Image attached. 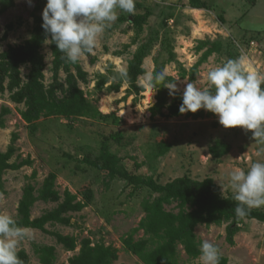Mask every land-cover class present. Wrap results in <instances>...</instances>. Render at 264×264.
I'll use <instances>...</instances> for the list:
<instances>
[{
  "label": "rangeland",
  "instance_id": "rangeland-1",
  "mask_svg": "<svg viewBox=\"0 0 264 264\" xmlns=\"http://www.w3.org/2000/svg\"><path fill=\"white\" fill-rule=\"evenodd\" d=\"M153 1L149 0L144 4L141 0H135L133 13L117 9V20L99 36L97 46L92 52L96 62L92 65L85 55L78 61L88 74V82H79L80 88L103 118L51 117L27 124L20 115L26 109L25 106L12 102L8 91L0 94V111L3 107L11 110L5 118L6 127L0 128V151L6 152L12 145L14 136H17L14 145L17 152L11 162L20 163L28 158L33 162L31 166L8 171L4 175L0 212L16 219L24 188L31 184L38 191L50 173L57 176L56 189L61 196L68 190L77 197V202L85 203V193L91 191L88 206L68 215L72 219L71 227L60 224L46 226L50 233L75 237L78 240L76 251H66L50 234L27 229V236L19 241L17 252L25 251L30 258V264H41L35 254L38 246L55 248L54 264H69L68 260L79 253L80 243L84 239H89L93 245L104 244L116 248L118 260L114 264H142L136 256L124 249L123 239L138 228L144 219L142 202L157 198V194L146 188L129 198L124 191L125 181L115 179L109 183L104 173L81 164L85 158L95 159L106 139L110 151L132 173L153 177L160 184L184 176L195 180L212 178L225 197L233 196L229 182L233 170L239 168L247 171L253 163L264 162V143L252 139L251 131L224 128L218 117L211 112L199 110L203 114L199 119L183 115L173 119L157 116L152 120L146 116L149 108L155 104L157 94L153 87L147 86V75H153L157 67L167 69V76L177 80L176 93L183 96L186 83L192 81L179 79L181 67L188 74L191 73L192 67L201 60L206 51L199 50L201 41L223 43L221 52L213 54L199 67L195 81L200 79L202 86L207 82L206 73L209 70L228 59H237L240 56L246 59V70L264 75V67L257 63L260 59L258 55H263L264 52V0H205L211 5V12H203L199 16L186 12L183 14V11H178V7L163 13L155 8L156 14L151 12L152 16L143 33L137 36L132 30L130 17L136 15L135 13L144 14L149 9L151 11L150 7L155 4ZM182 1L172 0L176 6H180ZM33 2L35 0H32L30 6L28 0H0V10L9 6L8 12L0 15L3 28L0 35L2 52L9 47L23 45L33 35ZM12 4L14 6L10 7ZM122 18L125 20L120 23ZM239 23L242 27L257 26L258 29L240 33L235 30ZM9 24L14 26L12 31H6ZM135 39L137 42L133 45ZM128 45L129 49L126 47ZM142 45L148 47L143 63L146 74L138 80L144 91L137 95L125 83L118 93H110L107 87L111 83H117L115 79H111L102 92L96 91L99 76L108 75L111 69L116 72L127 70L128 61ZM43 54L46 64L44 83L49 87L53 82L50 41L45 43ZM110 54L121 56V60L110 62L107 60V55ZM28 71L29 66L21 67L25 82ZM59 76L61 82L65 83L67 75L64 71ZM104 102L108 105L105 110ZM114 135H121L119 141L111 139ZM160 142L170 147L164 156L159 154ZM216 145H227L228 154L215 157L211 150ZM33 174H36V178H32ZM57 207L58 203L37 202L32 208V218L41 217ZM175 207L176 204H173L166 206V209L177 213ZM253 208L264 210V205ZM228 225H200L195 230L197 239L200 244L207 240L216 245L220 257L228 259L227 264H264V223L243 219L239 225L240 230L234 237V246L227 243ZM134 238L137 241L144 238L143 231L136 233ZM178 254L180 264H201L199 259H189L181 246H178Z\"/></svg>",
  "mask_w": 264,
  "mask_h": 264
},
{
  "label": "trees",
  "instance_id": "trees-1",
  "mask_svg": "<svg viewBox=\"0 0 264 264\" xmlns=\"http://www.w3.org/2000/svg\"><path fill=\"white\" fill-rule=\"evenodd\" d=\"M254 2V1H253ZM47 0H35L31 17L34 19L33 35L23 45L9 47L7 51L0 53V94L6 91L10 93V99L16 104H23L25 110L20 112L21 118L27 124H32L43 118L51 117H81V118H103L98 108L85 96L81 90L79 82L87 83L88 74L77 63L67 62L63 54L59 52L57 46L50 42V49L53 57L52 71L53 82L49 87L45 86L44 71L46 68L43 47L45 40H50V34H46L42 28V12ZM193 7L211 10V7L198 0H190ZM10 5V7H13ZM9 6L0 10V15L7 13ZM151 17L149 10L144 14L132 16V30L140 36ZM131 19V18H130ZM125 19L122 18L120 23ZM225 23L223 18H220ZM6 31H12L14 26L9 24ZM258 27L256 28V30ZM3 28L0 24V35ZM137 40L133 41V45ZM222 42L201 41L199 50L206 49L202 54L201 60L191 69L188 74L186 69L181 67V77L179 79L195 81L199 67L216 53L221 52ZM127 49L130 45L126 46ZM147 45L139 47L133 58L128 61L127 70L123 71L126 75L122 78L119 72L111 69L108 75L101 74L96 84V91L102 92L104 87L111 81L110 93H118L123 84L135 94L144 91L138 83L140 77L146 74L143 68L144 59L147 55ZM93 65L96 60L91 53H85ZM181 65L180 63H177ZM29 66L26 82L22 78L21 67ZM182 66V65H181ZM163 69L157 67L153 71V76ZM64 71L67 75L66 82L60 80V72ZM75 71V73L73 72ZM190 75V77H187ZM169 82L176 83L173 77L166 76L165 81L155 83L153 90L156 91L155 104L152 105L146 116L154 119L157 116L173 119L186 115L192 119H199L202 113L181 114L179 111L182 103V96L175 94L169 95V90L165 85ZM6 83L7 86H6ZM11 110L3 107L0 111V128L6 127V116ZM121 135H114L111 139L119 141ZM14 136L12 145L6 152L0 151V194L4 193L3 177L8 171H18L26 166H31L30 158L20 163H12V158L17 152L14 147L17 141ZM107 140V141H106ZM99 150L95 159L85 158L81 164L104 173L108 182L121 179L126 182L124 191L129 198H133L141 189H149L157 194V198L144 200L141 204L144 219L138 228L123 239L124 249L136 256L142 264H180L178 246H181L189 259L195 260L200 256V242L197 239L195 230L200 225L221 226L228 223L227 243L235 245L234 237L239 232L243 219L256 220L264 223V210L251 208L245 217L238 218L235 214L237 202L233 196L225 197L212 178L195 180L184 176L174 179L166 184L158 183L153 177L144 176L130 172L123 164L121 159L110 151L108 139H106ZM220 144V143H219ZM221 148V151L219 150ZM170 150L169 145L159 143L160 156L166 155ZM212 154L220 158L229 152L227 145H216L211 150ZM36 178V174L32 175ZM57 176L50 173L43 181L42 187L37 191L34 185L28 184L23 191L22 200L17 209V218L14 219L17 225L24 229L39 230L43 233L54 236L57 242L68 252L76 251L78 240L75 237L64 236L59 233H50L47 225L60 224L67 227L72 226V219L68 215L82 211L89 204L91 191H87L85 196L87 202H77V197L65 191L61 196L56 189ZM37 193V194H36ZM37 202L58 203V207L50 212H46L41 217L32 218V208ZM176 204L173 211H167L166 206ZM139 231H143L144 238L135 240L134 236ZM35 254L41 264H54L56 261V250L54 247H36ZM21 264H30V258L25 251L17 252ZM118 260V250L112 246L104 244L93 245L89 239H84L80 243V250L68 260L69 264H114ZM228 259L219 258V264H227Z\"/></svg>",
  "mask_w": 264,
  "mask_h": 264
},
{
  "label": "clouds",
  "instance_id": "clouds-1",
  "mask_svg": "<svg viewBox=\"0 0 264 264\" xmlns=\"http://www.w3.org/2000/svg\"><path fill=\"white\" fill-rule=\"evenodd\" d=\"M31 6L32 0H28ZM117 9L133 13L135 0H47L42 12V28L67 62L77 63L85 53L93 52L99 36L117 20ZM2 52V49H0ZM48 56L46 57V59ZM246 59H228L206 73L202 81L188 82L183 91L181 114L197 113L203 109L218 117L226 129L242 128L253 133L252 139L264 143V75L245 69ZM120 77L126 74L118 70ZM167 69L154 76L148 74L146 83L165 81ZM174 96L177 84L165 85ZM235 214L245 217L248 210L264 205V162L257 161L244 171L235 169L229 177ZM27 236L9 214L0 212V264H21L17 255L19 241ZM201 264H219V249L204 240L200 244Z\"/></svg>",
  "mask_w": 264,
  "mask_h": 264
},
{
  "label": "crops",
  "instance_id": "crops-1",
  "mask_svg": "<svg viewBox=\"0 0 264 264\" xmlns=\"http://www.w3.org/2000/svg\"><path fill=\"white\" fill-rule=\"evenodd\" d=\"M142 1V3H144V4H146V3H148L149 2V0H141ZM153 2H155V4H154V6L153 7H150L151 8V11L150 12H153V13H155L156 14V11H155V8H158L159 9V12L160 13H163V11H165V10H174V7H178V9H180V10H178V11H183V14H184V12H186V13H188V14H190V15H192V16H194V15H198L199 16V14H202L203 12H211L210 10H206V9H199V8H195V7H193L192 5H191V3H190V0H183L182 1V3L180 4V6H176V5H173V2H172V0H154ZM201 2H206L210 7H211V5L209 4V2H207V1H205V0H201ZM254 4H255V1H254ZM144 6V5H143ZM146 6V5H145ZM138 7H140V6H138ZM138 7H136V9L138 8ZM149 7H147V8H149ZM144 9H145V7H143ZM150 10V9H149ZM175 11H176V9H175ZM122 12V11H121ZM135 14H140V13H135ZM133 16V15H132ZM132 16L130 17V18H132ZM151 16H152V13H151ZM248 16V15H247ZM247 16H244V18L246 19L247 18ZM225 23H226V21H225ZM239 28H237V26H235L236 28H235V30H238V32H247V33H249V32H252V31H255L256 30V28H257V26L256 27H248V25H246V26H244V27H242L241 25H240V23L239 24H236ZM230 26V28H233V27H231V25H229ZM243 28H245V29H243ZM244 32V33H245ZM250 34H252V33H250ZM263 53V55H258L259 57H260V59H258L257 60V63H259L260 65H262L263 67H264V52H262ZM111 55V56H110ZM110 55H107V60H109L110 62H114V60H117V59H120L121 60V56L119 57H116V56H114L113 54H110ZM123 57V56H122ZM113 58V59H112ZM254 60V59H253ZM98 63V62H97ZM114 64V63H113ZM261 66V67H262Z\"/></svg>",
  "mask_w": 264,
  "mask_h": 264
},
{
  "label": "bare ground",
  "instance_id": "bare-ground-1",
  "mask_svg": "<svg viewBox=\"0 0 264 264\" xmlns=\"http://www.w3.org/2000/svg\"><path fill=\"white\" fill-rule=\"evenodd\" d=\"M251 69H252V68H251ZM253 70H254V69H253ZM151 94H152V91H151ZM152 95H153V94H152ZM109 101H110V100H109ZM107 106H108L107 103L104 102V103H103V108H104V110L108 108ZM106 107H107V108H106ZM124 116H125V115H124Z\"/></svg>",
  "mask_w": 264,
  "mask_h": 264
}]
</instances>
